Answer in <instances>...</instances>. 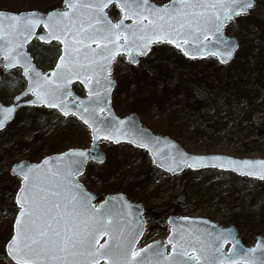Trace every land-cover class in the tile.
I'll return each mask as SVG.
<instances>
[{
  "label": "snow or ice",
  "instance_id": "6c2138e0",
  "mask_svg": "<svg viewBox=\"0 0 264 264\" xmlns=\"http://www.w3.org/2000/svg\"><path fill=\"white\" fill-rule=\"evenodd\" d=\"M113 4L122 13L116 23L105 12ZM65 5V9L46 16L35 11L0 12V66L6 74L20 66L27 77V88L15 97V104L30 94L31 98L24 100L27 106L57 108L65 117L76 115L91 129L94 148L101 138L117 143L129 140L148 149L153 163L170 172L181 166L196 169L210 164L264 179V161L189 156L174 144L139 129L133 121L98 115L110 113L107 101L113 82L108 74L121 51L131 63L138 64L137 56L147 55L151 45L168 43L185 56L211 54L226 62L236 44L226 39L222 30L228 21L251 9L254 0H170L160 6L150 0H65ZM40 26L45 35L38 34ZM34 36L63 46L50 75L37 70L24 51ZM73 80L84 83L87 100H68ZM15 86L14 77H0V87ZM14 111V107L0 106V128ZM161 144L168 149L166 153ZM89 159L102 157L98 152L93 155L69 149L55 157L54 164L46 159L42 165L22 164L13 169L21 177L16 194L19 212L7 242L8 255L15 264H264V244L241 249L231 233L201 229L195 221H189V227L173 226V234L166 241L171 251L160 242L138 249L143 229L133 216L132 206L123 197L93 204L96 197L84 191L76 179ZM103 236L107 239L100 243ZM230 241L232 247L226 253L224 245Z\"/></svg>",
  "mask_w": 264,
  "mask_h": 264
},
{
  "label": "rangeland",
  "instance_id": "374dc122",
  "mask_svg": "<svg viewBox=\"0 0 264 264\" xmlns=\"http://www.w3.org/2000/svg\"><path fill=\"white\" fill-rule=\"evenodd\" d=\"M2 1L10 4L11 7L21 6L22 12H30L31 10H27V5L33 2V0ZM150 1L156 5H164L170 0ZM37 2H53L56 9L62 8L63 5V0L61 3L59 0H37ZM15 7L10 11L5 8L0 11L22 13L15 12ZM249 12L254 16V22L258 18L264 22V0H256L248 15ZM106 13L114 23L121 18V12L114 5L110 6ZM243 22L244 20L238 17L235 22L229 23V27L232 28L227 36L236 37L239 26L242 29L247 27ZM248 30L251 34L255 33L252 27ZM27 50L35 66L43 73L54 68L60 55L58 43L46 45L33 40ZM174 51L176 50L170 45L156 44L146 57L139 58L136 66L127 62L123 55L116 57L110 73V78L116 83L111 104L119 118L131 114L129 107L135 91V86L131 83H135V76L153 73L156 64L167 58L168 62L169 59L172 60ZM206 61L212 65L214 60L208 58ZM2 72L3 68L0 66V74ZM13 77L16 79L15 87H0V102L4 105L11 104L13 98L25 89V81L20 69L8 72L3 79L8 80ZM73 91L80 97L84 96V90L79 85H74ZM29 98L30 95L24 100ZM215 108V111L209 110L207 113L210 115L217 112L218 115L213 116L212 121L216 119L224 126L219 129L218 124L217 129L220 131L213 136L216 139L213 143L210 140L203 142L192 140L184 143L172 139L192 155L221 154L239 159H264V139L251 134V131L247 130L246 123L241 124L242 129L236 128V121L239 118L236 115L227 116L226 106L221 100H218ZM137 116L142 125L155 135L168 136L165 134L167 120L164 111H160L157 105L149 104L146 112ZM233 117L235 121L232 120ZM199 118L204 117H198L200 123ZM253 118V123L264 126V114ZM90 141L88 129L74 117H63L54 109L38 107L20 108L14 120L0 131V264H13L5 254V247L11 238L13 222L19 210L14 198L20 179L10 174L12 166L21 161L38 163L45 157L69 149H88ZM245 143L246 147L243 146ZM98 145L107 155L105 164H108V167L117 161L116 171L108 179L101 181L98 176L102 165L91 163L79 181L88 191L99 194L96 202H100L105 196L122 193L130 202L143 207L146 225L138 248L154 241H160L165 245L169 236L170 228L167 220L170 216L202 218L223 228L235 227L239 238L247 246L254 245L258 236L264 237V182L215 170L194 172L185 169L179 175L170 176L155 168L145 151L123 144L114 146L106 140H100ZM52 147L59 149H54V153H51ZM248 148L251 151L246 153L245 150ZM36 153H38L37 157L32 159ZM127 187L131 188L132 196L123 192ZM179 195L184 196L183 204L176 200Z\"/></svg>",
  "mask_w": 264,
  "mask_h": 264
},
{
  "label": "trees",
  "instance_id": "16d2710c",
  "mask_svg": "<svg viewBox=\"0 0 264 264\" xmlns=\"http://www.w3.org/2000/svg\"><path fill=\"white\" fill-rule=\"evenodd\" d=\"M1 1L0 9L10 11L15 7ZM27 7V10L40 12L56 9L53 2L43 3L37 0L30 2ZM14 10L19 13L23 8L17 6ZM240 18L247 27L242 29L239 26L236 33L239 47L228 65H219L213 58L212 65L207 59L190 61L174 51L172 60L169 59L168 62L167 58L156 64L153 73L135 76V83H131L135 86L133 101L129 107L131 114L142 115L149 104L157 105L160 111H164L167 120L165 134L169 137L184 143L192 140H210L213 143L216 140L213 136L220 131L217 129L218 124L219 129L224 125L216 119L212 121L213 116L218 115L217 112L210 115L207 112L215 111L218 100H221L226 106V115H236L239 118L236 128L246 123L251 134L264 139V126L253 123V117L264 114V22L260 18L254 22V16L250 12ZM229 26L230 24L224 30L227 35L232 28ZM249 27L255 30L254 34L249 32ZM112 108L115 109L114 106ZM199 116L204 117L199 118L200 123ZM232 120L235 121V117ZM246 145L245 143L243 146ZM54 149L59 148L52 147L50 152L54 153ZM245 151L248 153L251 149ZM116 166L117 161L111 167L102 164L99 180L108 179L116 171ZM127 188L123 192L132 196L131 188Z\"/></svg>",
  "mask_w": 264,
  "mask_h": 264
},
{
  "label": "water",
  "instance_id": "95a60500",
  "mask_svg": "<svg viewBox=\"0 0 264 264\" xmlns=\"http://www.w3.org/2000/svg\"><path fill=\"white\" fill-rule=\"evenodd\" d=\"M169 2H170V1H169ZM169 2H167L166 4H168ZM150 3H152V2L150 1ZM152 4H154V3H152ZM166 4H164V5H166ZM113 5H115V4H113ZM154 5H156V4H154ZM110 6H112V5H110ZM110 6H109V7H110ZM115 6H116L117 9L120 11V9L118 8V6H117V5H115ZM158 6H160V5H158ZM65 7H66V5H65V0H63L62 8H60V9H55V10H63V9H65ZM109 7H108V8H109ZM108 8H107V9H108ZM107 9H105V12H106ZM52 11H54V10H52ZM0 12H2V11H0ZM30 12H33V11H30ZM35 12H38L39 14H41V15H45V16H46V15H47L49 12H51V11H49V12H47V13H43V12H40V11H35ZM247 12H248V11H247ZM247 12H246V13H247ZM4 13H5V15L14 14V13H8V12H4ZM27 13H29V12H22V13H19V14H27ZM246 13H241L240 15L235 16L231 21H228L227 24H228L229 22H235L236 19H237V17H240V16H242V15H245ZM121 15H122V13H121ZM113 23H114V22H113ZM125 23H127V24H131L132 21H131V20H126ZM227 24L225 25V27L227 26ZM225 27H224V28H225ZM224 28H223V30H222V31H223V35H224V37H225L226 39H230V40L234 41L235 44H236V47H235V49H234V51H233L232 56H231L230 58H228L226 62H221V59H220L219 56H217V55H211V54L204 55V56H196L195 58H192V57H189V56H185L184 53H183V51H182L180 48H177V47H176L175 45H173V44H168V43H154L153 45H156V44L170 45V46L173 47L175 50H177V51H178L183 57H185L187 60H204V59H207V58L213 57V58H215V59L218 61V63H219L220 65H227V64H229V63L232 61V59H233V57H234L236 51L238 50L239 45H238V40H237L235 37H233V36H226V35H225V33H224ZM39 31H40V32H39ZM37 32H38L39 35H45V34H46V30L43 28V26H40V27L37 29ZM33 40H37L39 43L46 44V45H49V44H51V43H58V44L60 45V55H61L62 52H63V46H62L58 41L53 40V41H51V42H44V41L39 40V39H38V36H34V37H33V38H32V39H31V40L25 45V47H24V51L30 56L31 61H32V64H33V66H34L37 70H39V69L35 66V64H34V62H33V59H32L30 53H29L28 50H27L28 45H29ZM153 45H151V47H152ZM92 47H95V45H92ZM151 47H150V49H151ZM190 50H191V49H190ZM149 52H150V51H148L147 55L149 54ZM60 55H59V56H60ZM119 55H123V56H125L126 61L129 62L131 65H133V66H136V65H137V64H133V63H131V62L129 61V58H128V55H127L126 52L121 51L117 56H119ZM147 55H138V56H137V59L139 60V58L146 57ZM117 56H116V57H117ZM0 59H2V58H0ZM115 59H116V58H115ZM115 59H114V60H115ZM114 60L111 62V71H112V64H113ZM58 61H59V57H58L56 63H57ZM55 65H56V64H55ZM1 67L3 68V72L0 74V77L3 78V76L6 75V70H5V68H4L3 66H1ZM54 68H55V66H54ZM54 68H53V69H54ZM14 69H20V71H21V75H22V77H23V79H24V81H25V89H26V88H27V77L24 76L23 69H22L20 66H15V67H13L12 69L7 70V73L10 72V71H12V70H14ZM39 71L42 72L41 70H39ZM110 73H111V72H110ZM110 73L108 74V75H109V79L113 82V86H112V88H111V91H110L109 94H108V101H107V106H108V108L110 109V113L107 112V111H106L105 113H99L98 115H100L102 118H111L112 116H114L116 119H119V120L133 121V122L135 123V125H136L139 129H142L143 131L149 133L151 136L159 137L162 141H167V142H169L170 144H174V145L176 146L177 149H179L181 152H183V153H185V154H187V155H189V156H201V157H207V158H211V157H214V156H219V157H224L225 159L264 161V159H258V158H256V159H250V158L239 159V158L230 157V156L221 155V154H214V155H192V154L187 153V152H186V151H185V150H184V149H183V148H182V147H181V146H180L175 140H173L172 138L167 137V136L155 135L150 129L145 128V127L142 125V123H141L139 117H138L136 114H130V115L124 117V118H119V117L116 115V113L114 112V110H113V108H112V105H111L112 92H113V90H114V88H115V86H116V83H115L114 80H112V79L110 78ZM46 74H49V75H50V74H51V70L48 71V72H46ZM74 85H79V86L82 87V89L84 90V96H83V97L78 96V95L73 91V86H74ZM25 89H24V90H25ZM69 89H70V91H71V93H72V95L68 97V100H69V101H72L74 98L77 99V102H78L79 100H87V99H88V89L86 88V86L84 85V83H83L82 81H80V80H73L72 83L69 85ZM24 90H23V91H24ZM23 91H22V92H23ZM22 92H20V93H19L18 95H16L15 97L20 96V95L22 94ZM29 95H30V94H29ZM15 97L13 98L12 103L9 104V105H4L3 103L0 102V106H3V107H14V108H15L14 113L12 114V116L10 117V119H8V120L5 122V126H4L3 128H0V131H2L3 129H5L6 126H7L8 124H10V123L14 120L15 114H16V113L18 112V110H19L20 108H22V107H38V108H45V109H54V110H56L58 113H60L59 109H57V108H48V107H46V106H27V105H25V104H24V99H25L27 96L22 97V99H21V101L19 102V104H15V103H14V101H15ZM60 114H61V113H60ZM61 115H62V114H61ZM62 116H63V115H62ZM63 117H65V116H63ZM68 117H74V118L77 119V120H78V121H79L84 127H86V128L88 129V131H89V136H90V140H91V141H90L89 148H88V149H77V150H83V151H86V152H90V153H92L93 155L96 154V152H98V153L100 154V156L102 157V160H101V159H89V160L85 163L82 174L79 175L78 177H76V179H77L78 182L80 183L79 179L84 175L85 169H86V167H87V165H88L89 163H96V164H99V165H100V164H103V163L105 162V160H106V153H105L104 151H102L101 148H100V146L98 145L100 140H105V139L101 138V139L97 140V141L95 142V148H94V146H93V141H92V138H91V129H90L87 125H84L83 122H82V121H81L76 115H74V114H70ZM0 118H2V117H0ZM106 141L110 142V143H111L112 145H114V146H118V145H122V144H123V145H129V146H131V147H133V148H135V149L141 150V151H145V152L148 154L149 158L151 159V163H152V165H153L155 168H157L158 170H160V171H162V172H164V173H166V174H168V175H170V176H176V175H179V174H181L185 169H188V170H190V171H194V172H197V171H203V170H215V171L224 172V173H232V174H234L235 176L240 177V178L254 179V180H257V181H260V182H264V179H260V178H258V177H250V176H248V175H246V174H241V173H238V172H236V171H234V170H231V169H220V168H218V167H212L210 164H209L208 166H206V167H199V168H196V169H192V168H189V167L181 166V169H180V170H178V171H176V172H170V171H168L166 168H161V167H159L158 164L153 163V157H152L151 153L148 151V149L137 147L136 145L130 143L129 140H125V139H121L119 143H117V142H115V141H109V140H106ZM160 148H161V149L163 150V152H165V153L168 151V149H167L163 144L160 145ZM67 151H68V150H67ZM65 152H66V151H65ZM62 153H64V152H62ZM62 153H60V154H62ZM60 154H55V155H51V156L45 157V158H43V159H42L40 162H38V163H31V162H28V161H21V162H19V163H17V164H15V165L12 166V168H11V170H10V174H11L12 176L18 177V178L20 179V182H21V177H20L18 174H14V173H13V169H17V170H18L22 164H23V165H29V164H30V165H42L43 162H44L46 159L49 160L50 164H54V163H55V157L59 156ZM80 185L82 186L81 183H80ZM19 187H20V185H19ZM82 188H83L84 191L88 192L83 186H82ZM18 191H19V188H18L17 192H18ZM17 192H16V194H17ZM88 193H91V192H88ZM16 194H15V198H14L15 204H16ZM91 194H92L93 196L96 197V199L92 201V203L94 204V201H96V200L98 199V195L95 194V193H91ZM113 197H115V198L123 197V198H124V201L127 202L129 205L132 206L133 216H134L135 219H138V220L141 221V223H142V229H143V234H144V231H145V222H144V219H143V213H144V211H143V207H142L140 204H136V203H132V202H130V201L126 198V196H125L124 194L108 195V196H106V197H105V198H104L99 204H101V203H103L105 200H109L110 198H113ZM176 200H177V202L183 204V203H184V196H183V195H179V196L177 197ZM99 204H98V205H99ZM16 206H17L18 209H19V206H18L17 204H16ZM18 212H19V210H18ZM17 215H18V213H17ZM17 215H16V217H17ZM16 217H15V219H14L13 226H12V234L14 233V225H15ZM189 221H195V222H197V226H198L199 228H201V229H208L209 231H213V232H216V231H223V232H226V233H231V236L235 238V240H236V242H237L239 248H241V249H251V248H255V247H257V245H259V244H264V237H263V236H258V237L256 238V242L254 243V245H252V246L244 245V244L242 243L241 239L239 238V236H238V232H237V230H236L235 227H232V226H231V227H228V228H223V227L219 226V225L216 224V223L210 222V221H208V220H206V219H202V218H177V217H175V216H170V217L168 218V220H167V224H168V226H169V228H170V230H169V236L173 234V233H172V228H173L174 225H176V226L178 227V226H180V225L183 224V225H185V227H189V226H190V225L188 224ZM201 222H202V223H201ZM142 236H143V235H142ZM142 236L139 237V241H138V243L140 242ZM169 236H168V237H169ZM168 237H167V239H168ZM10 239H11V238H10ZM106 239H107L106 236L100 237V243H103ZM167 239H166V241H167ZM154 242H160V241H154ZM138 243H137V246H138ZM160 243H161V242H160ZM149 244H153V242H151V243H149ZM149 244H147V245H149ZM161 244H162V243H161ZM165 245H166V243H165ZM166 246H167V249H168L169 251H171V247H170V245H166ZM144 247H145V246H144ZM231 247H232V243H231V241H230L229 243H227V244L224 245V251L227 253L228 250H229ZM142 248H143V247H142ZM5 254H6L7 258H8L13 264H15V261H13V260L11 259V257L8 255V252H7V245H6V247H5ZM228 254L231 255V253H228ZM256 255H257V256H260V252L258 251V252L256 253ZM101 264H105V262H104V261H101Z\"/></svg>",
  "mask_w": 264,
  "mask_h": 264
},
{
  "label": "bare ground",
  "instance_id": "6f19581e",
  "mask_svg": "<svg viewBox=\"0 0 264 264\" xmlns=\"http://www.w3.org/2000/svg\"><path fill=\"white\" fill-rule=\"evenodd\" d=\"M115 112V111H114Z\"/></svg>",
  "mask_w": 264,
  "mask_h": 264
}]
</instances>
